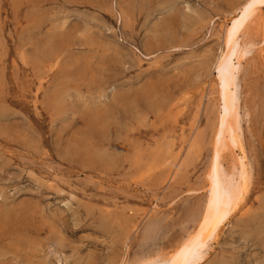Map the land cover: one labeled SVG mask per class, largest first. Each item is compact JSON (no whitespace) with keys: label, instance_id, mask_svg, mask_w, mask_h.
I'll return each mask as SVG.
<instances>
[{"label":"rangeland","instance_id":"rangeland-1","mask_svg":"<svg viewBox=\"0 0 264 264\" xmlns=\"http://www.w3.org/2000/svg\"><path fill=\"white\" fill-rule=\"evenodd\" d=\"M247 1L0 0V264H135L199 229ZM240 48L223 161L249 179L201 264H264V3Z\"/></svg>","mask_w":264,"mask_h":264},{"label":"bare ground","instance_id":"bare-ground-1","mask_svg":"<svg viewBox=\"0 0 264 264\" xmlns=\"http://www.w3.org/2000/svg\"><path fill=\"white\" fill-rule=\"evenodd\" d=\"M264 0H248L228 27L227 49L216 67L220 88L221 112L215 137V153L209 172L208 200L199 229L191 233L170 255L159 253L135 264H201L208 245L215 240L231 213L238 207L247 187L248 170L237 161L233 170L224 167V153L233 150L241 139L237 69L246 52L240 41L247 25ZM239 96V95H238ZM249 183V182H248ZM248 185V184H247ZM246 186V187H245ZM120 264H125L121 261ZM130 264V263H129Z\"/></svg>","mask_w":264,"mask_h":264}]
</instances>
